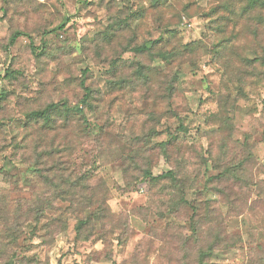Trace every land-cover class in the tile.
<instances>
[{
    "label": "rangeland",
    "instance_id": "1",
    "mask_svg": "<svg viewBox=\"0 0 264 264\" xmlns=\"http://www.w3.org/2000/svg\"><path fill=\"white\" fill-rule=\"evenodd\" d=\"M222 2L0 0V264H264V28L217 31ZM52 103L85 119L29 122ZM51 149L54 182L109 191L83 237L57 197L37 220Z\"/></svg>",
    "mask_w": 264,
    "mask_h": 264
},
{
    "label": "trees",
    "instance_id": "2",
    "mask_svg": "<svg viewBox=\"0 0 264 264\" xmlns=\"http://www.w3.org/2000/svg\"><path fill=\"white\" fill-rule=\"evenodd\" d=\"M225 12L227 15H219L217 19L213 22L215 25L218 23L217 31L219 32H230L232 36L238 34L240 30L244 28H254L249 29L251 32L255 34L258 33L259 28H264V0H227L217 7L216 12ZM222 12V13H223ZM239 31V32H238ZM22 35L21 32H16L11 36V44L15 43L16 39ZM231 44V40L229 42ZM34 49V44H31ZM45 46V45H44ZM44 46L42 49L38 48V55H41L44 52ZM145 48L140 49L139 51H144ZM8 75V74H7ZM92 96V91L90 88H87V93L84 99V105L90 104V98ZM2 98H6V94L2 96ZM1 98V99H2ZM74 116V118L83 117L85 119L84 110L82 107L77 106L71 108L66 105L61 104H49L44 109L32 111L29 113V122L37 125L40 130H56L58 128V124L61 120L64 123H68L70 117ZM79 120V119H78ZM64 124V125H65ZM66 126V125H65ZM63 127V126H62ZM180 130H184L185 127L181 124L179 126ZM171 142H165L162 146V150L167 155V147ZM42 155L52 156L53 149L51 150H43L42 153H38L37 161L35 164L31 166V172L34 174H38L39 177H43L46 185L52 189H56L54 199L47 198L45 201V205H36L34 207V211L37 215V220L39 221L42 216H44L48 210H53L55 208L54 202L56 197L62 199L63 201H67L69 203V208L73 212L77 214V223L75 225V230L77 233V237H83L86 229L93 227V217L86 215L89 208L96 207L95 211L97 215H99L100 220L108 219L110 217V210L108 204V189L103 188L101 186L100 190H97V187H92L89 184L88 179L85 180L83 177H78L75 180H70L62 175H60L61 182H54L56 176H54V170L57 169L61 171V168L57 162H53L48 169H46L47 174L44 173L45 168H41L38 164L42 163L43 160H40ZM143 179L148 181L150 184L157 185L163 180H170L175 182L176 184H181V188L178 190V194L180 195L179 203H173V208H178L183 204H188L193 209L194 213L198 212V207L195 205L189 204L188 200H186L184 196L185 189L182 182L178 181L174 171L165 172L159 176H154L149 168H146L143 171ZM50 175H52L50 177ZM220 177V174L219 176ZM90 179V178H89ZM91 189V190H90ZM171 209V211H175ZM79 214L81 216H79ZM63 222V220H62ZM88 239V238H85ZM214 252V246L208 245L207 250L201 251L200 255L202 258L212 256ZM3 264H12L10 262H5Z\"/></svg>",
    "mask_w": 264,
    "mask_h": 264
}]
</instances>
